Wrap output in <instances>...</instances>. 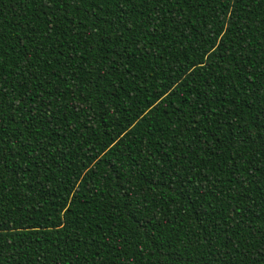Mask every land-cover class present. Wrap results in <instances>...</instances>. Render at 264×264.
I'll return each mask as SVG.
<instances>
[{
    "label": "trees",
    "instance_id": "trees-1",
    "mask_svg": "<svg viewBox=\"0 0 264 264\" xmlns=\"http://www.w3.org/2000/svg\"><path fill=\"white\" fill-rule=\"evenodd\" d=\"M29 2L0 0L2 131L23 146L3 161L0 264H261L257 8L228 24L230 0Z\"/></svg>",
    "mask_w": 264,
    "mask_h": 264
},
{
    "label": "snow or ice",
    "instance_id": "snow-or-ice-1",
    "mask_svg": "<svg viewBox=\"0 0 264 264\" xmlns=\"http://www.w3.org/2000/svg\"><path fill=\"white\" fill-rule=\"evenodd\" d=\"M54 2V0H30L29 7H32L34 3H39L40 6L44 7L45 9H48L49 3ZM113 3H115L121 11H123V8L125 4L128 5V7H131L132 5L128 2V0H112ZM136 2L139 3H149L151 4L153 12H155L157 4L158 3H164L166 0H136ZM199 2V0H197ZM230 3L232 5V8L228 12V16L226 17V21L228 24L232 22V19L234 18L235 14L237 12L243 13V6L245 4L249 5L250 7H256L257 12L252 13L253 21L256 19H259L262 22V29H264V0H230ZM105 6H111V4H105ZM245 16L249 15L248 13L244 14ZM117 19H120V16H117ZM179 22V19L177 18L176 21ZM147 23V22H146ZM152 27H155V23L152 24ZM245 30H247V25H245ZM227 31V28L225 29ZM214 34H209V39L211 40L213 38ZM224 34H221V37L219 38V42L223 43L224 41ZM262 54H264V44H261ZM252 83L251 77H249V84ZM4 83L3 80H0V207L4 204L5 196L8 194L9 188L7 185L3 183L4 178V165L3 161L9 159L10 157H15L16 155L20 154V147H23L22 145L20 147H17L16 145L12 144L11 138L6 136L4 132L2 131L3 127V117H4V110L7 109L9 114L11 113V107H9L10 102H7V96L4 92ZM249 95L252 97L249 111L253 113V121L255 125V131H251L247 134L251 136V143L253 144H259L262 148H264V88H261L259 91V101L256 100V91L255 89H251L249 91ZM13 123H16L14 120ZM15 148V151L13 152L12 149ZM35 151V150H34ZM41 152H46L45 148H41ZM25 156L27 158H32L33 153H28L25 151ZM20 173L21 176L19 178H22L24 173L23 166H20ZM200 190L199 192L193 193V200H197L200 197H204L207 195V192L203 185L199 186ZM217 207H220V204L217 205ZM216 209H210L211 213H214ZM247 212V209H241L239 207H233L230 212H228L226 217H223L225 220H233V213H235V217L239 218V221H245L247 219L246 215L244 213ZM209 212H206L205 215H209ZM245 227L248 229L249 234L252 237V240L256 242V244L259 245L258 248L255 249L253 252V260H259L261 261V264H264V225H261L259 227H256L253 229V227L250 224H245ZM232 228L231 224H225L224 225V231L227 233L229 229ZM210 236H212V239H215V236L212 233H209ZM241 259L243 260L244 257L242 256ZM213 262H216V264H219V261H217V258L213 256L211 258V261L209 264H213Z\"/></svg>",
    "mask_w": 264,
    "mask_h": 264
}]
</instances>
